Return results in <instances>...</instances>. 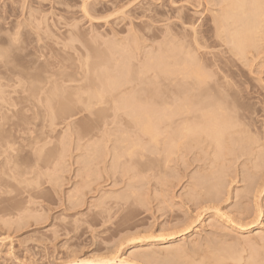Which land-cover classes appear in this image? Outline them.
<instances>
[{
    "label": "rangeland",
    "instance_id": "rangeland-1",
    "mask_svg": "<svg viewBox=\"0 0 264 264\" xmlns=\"http://www.w3.org/2000/svg\"><path fill=\"white\" fill-rule=\"evenodd\" d=\"M229 1L137 0L127 8L133 0H88L92 19H87L84 0H0V58L6 64L0 60V264H99L96 259L105 257H116V264H173L179 254L183 264H220L218 257L224 258L221 264H250L252 255L264 264V159L259 162L264 156V15L257 33L251 31L255 44L245 43L243 53L228 38L234 26L228 31L216 24L225 5L236 7ZM121 8L129 19L113 15ZM228 9L242 16L241 9ZM131 17L137 18L134 28ZM193 22L198 39L189 41L186 25ZM170 49L181 57L179 63ZM188 54L211 76L203 94L190 87L193 101L204 97L201 108L221 104L237 113L252 148L246 138V147H235L232 158L225 143L223 151L210 140L196 143L205 139L201 136L188 145L171 141L164 151L165 145L144 136L127 112L113 109L109 95L95 110L107 113L105 119L72 117L77 103L95 100L93 86L104 79L101 73L110 70L107 76L118 72L121 78L127 66L132 79L142 65L153 66L135 83L156 102L172 92L190 95L185 88L193 79L178 87L184 74H170L167 81L173 64H182V58L189 63ZM14 66L28 77L3 78L8 72L12 76ZM175 76L177 83L170 82ZM46 79L53 85H45ZM60 84L71 100L60 88L52 94Z\"/></svg>",
    "mask_w": 264,
    "mask_h": 264
},
{
    "label": "bare ground",
    "instance_id": "bare-ground-1",
    "mask_svg": "<svg viewBox=\"0 0 264 264\" xmlns=\"http://www.w3.org/2000/svg\"><path fill=\"white\" fill-rule=\"evenodd\" d=\"M227 1H229V0H225V3L227 2ZM263 0H230L229 1V4L231 3V5H236V7L235 8H232V7H230L229 8V5H228V7H226L227 5H225V8H229V9H232V10H234V9H241L242 10V12H240V13H242V16L241 17H239V15L237 16L236 14H237V12H235L234 11V14H233V11H229V13H227L228 11H227V9H226V11L225 12H222L223 13V15H222V20H220V21H217V23L216 24H219V26H218V28L220 27V29L222 30V27H224V28H229V27H232V26H234V27H232V28H234V30L231 28H229V30H231V32L228 30V28H227V30L229 31V33L231 34V36L228 34V31H227V34L229 35L228 36V38H230L231 39V37H232V39L230 40V42H232V44L236 47V48H238V50H241L242 52L243 51H245L246 49H247V45L245 44V43H247L248 44V42L250 43V44H248V45H254L255 43H253L254 42V38H253V36L255 35V33H257L256 31H254V30H257L258 29V27L260 26V24H258V20L259 19H261L262 17H263V11H264V7H262L261 5L263 4V2H262ZM223 2H224V0H223ZM246 3H248V4H250V5H247ZM245 5H246V9H247V11H246V9H244V7H245ZM248 6H249V8H248ZM224 8V9H225ZM228 9V10H229ZM238 9V10H239ZM245 10V11H244ZM249 10V11H248ZM222 11H223V9H222ZM226 13V14H225ZM238 13H239V11H238ZM230 16H229V15ZM225 15H228L229 17H230V19H228L227 20V18L225 19ZM234 15H236L237 16V18H238V20H237V18L235 17V22H234V20H233V23H232V19H234ZM231 16H233V17H231ZM244 16V17H243ZM262 16V17H261ZM221 18V17H220ZM244 18V19H243ZM229 20L231 21V23L233 24V25H231V26H229L228 24H229ZM238 21V22H237ZM261 21V20H260ZM227 22H228V24H227ZM240 22V23H239ZM230 23V24H231ZM236 23V24H235ZM239 23V24H238ZM225 24V25H224ZM257 25H258V27H257ZM261 27V26H260ZM259 27V28H260ZM259 30V29H258ZM225 31V33H226V29L224 30ZM223 31V32H224ZM232 31H234V32H232ZM254 33V35L253 36H251V34H252V32ZM226 34V35H227ZM235 36V37H234ZM238 36V37H237ZM235 38V39H234ZM237 38V39H236ZM251 38H253L252 40H253V42H252V40H251ZM256 40V39H255ZM6 43V42H5ZM3 44V43H2ZM231 44V45H232ZM5 45V44H4ZM244 45H246L245 47H244ZM233 46V47H234ZM235 48V49H236ZM245 50H244V49ZM7 49V48H6ZM5 49V50H6ZM124 49V48H123ZM238 50H237V52H238ZM9 51V50H8ZM174 51V50H173ZM173 51H171V49H170V52H172L173 53ZM241 51H239V52H241ZM7 52V51H6ZM241 52V53H242ZM246 52V51H245ZM245 52H243V53H245ZM2 53V52H1ZM11 53V52H10ZM173 54H175L176 55V52L175 53H173ZM175 55H173V56H171V55H169V56H171V58L174 60V61H177L178 63L180 62L179 61V57L180 56H177V55H179V54H177L176 56ZM189 56H190V60H189V63L188 62H185L186 61V58H185V60H183V58L181 59V61H183L182 62V64H179L178 66H177V62L175 63L176 64V66H174L175 64H173L172 66H173V70H174V67H176L177 69L179 68V70H172L171 71V69H172V67H171V65H170V71H168V79H167V81H169V79H170V74L173 76V75H176L177 76V78H179V74H184V76H182V78L180 77L179 78V80H178V83L179 82H181V85H182V82L184 83H190V81H193L194 80V84L192 85V83H190L191 85L190 86H188L189 88H185V87H183V88H185L186 89V91H188V93L190 94V92H189V89H190V87H191V89H192V87L194 86V89L193 90H198L199 92V94H200V92L203 90V91H205L206 90V86H207V84L209 83L207 80V76H208V74H205V72H204V68H203V71L202 72H204V74L203 73H201V70H200V68H201V65L199 64V66H200V68H199V66H198V63L196 62V58L194 59V60H192L193 58L191 57V55L190 54H188ZM4 56H5V54H4ZM113 56H114V54H113ZM161 56V55H160ZM169 56L167 57V58H165V59H168V61H169ZM193 56V55H192ZM154 57V56H153ZM194 57V56H193ZM3 57L1 56V58H0V60L2 59ZM6 59H8L7 57H5ZM15 58V57H14ZM21 59H22V57H20ZM88 58V57H87ZM87 58H86V62L88 63V60H87ZM157 58V57H156ZM170 58V59H171ZM181 58V57H180ZM10 59V58H9ZM128 59H130V57L128 58ZM153 58H150V60H152ZM164 59V60H165ZM3 60H4V58H3ZM18 60H19V58H18ZM119 60V59H118ZM162 60H163V58H162ZM191 60L192 61H194V64H195V62L197 63V65L195 64V67L193 66H191L193 63H191ZM2 61V60H1ZM12 61H13V58H12ZM85 61V60H84ZM160 61V60H159ZM159 61H158V63H159ZM167 61V62H168ZM85 62V64H87ZM116 62H117V60H116ZM121 62V61H120ZM129 62V61H128ZM10 63H11V59H10ZM29 63V62H28ZM149 63V62H148ZM1 64L3 65V66H5L6 64L5 63H3V61L1 62ZM5 64V65H4ZM7 64H9V63H7ZM147 64V63H146ZM142 65L141 66V69H139V71L137 72V75H138V77L137 78H129V75H130V72L132 71V69L129 67V66H127V69L125 68V70H126V74L125 75H123V77H121V78H118L117 77V75H118V72H117V74L115 75V73H113L114 75H115V77L113 78V77H109V76H107L108 75V73H109V75H110V70L108 71V70H106L107 71V75H106V71H105V75L106 76H104V74H100V76H101V78H102V76H103V78L104 79H101V81L99 80V82H98V78H97V82L98 83H95V85L93 86V91H94V93L92 92V94H93V96H94V98H95V100H93L94 102L96 101V102H99L100 101V99L101 98H103V101L105 100V98L106 97H108L107 95H109V98H111V101H112V103H113V109L115 110V111H122V112H124V113H126L130 118H131V120H132V122H133V124H134V126L136 127V128H138L139 130H141L142 132L141 133H143L144 134V136L146 135V136H148V138H149V140H151V142H153L155 145H161V144H159V143H163L162 144V146L163 145H165L162 149L164 150V151H168V150H170L171 148V146H172V144H171V141H178L179 143L181 142V143H185V144H189V143H187V142H194V140H195V142H196V140H197V138L199 139V137H200V139H201V136H204L205 137V139H201V141L199 142V141H197L196 143H204V142H206L207 140L209 141H211V142H213L214 144L213 145H216V149H217V147H218V150H220V151H223V146H224V143H225V146L227 147V150H228V152L227 153H225V154H228L229 153V155H231L232 156V154H234V151H235V149H242V148H244V146L245 145H247V144H249L248 146L249 147H247V148H252V147H250L251 146V140L252 139H250V137L248 136L249 134H247V135H245V133H244V131H247L245 128L244 129H242L241 130V126L242 127H244L243 126V124H241V122H239L240 120H238V118H239V116H237V113H232V112H230V111H228L227 110V107H225L224 108V106H223V108H222V106H221V104H219V105H215L214 106V108H212L211 107V110H208L209 108H208V106H207V108L206 109H204V107L203 108H201L202 106H200V102H201V100H202V102L203 103H205L203 100H204V97L202 98L201 96V100L198 102V101H196V103L194 102L195 100H197L196 98H195V95H194V93H192L191 92V94L190 95H186V93H185V95H186V97L185 96H181V94H183L182 93V91H181V94H178L177 92H172L171 94H169V95H167V96H165L164 98H161V100L159 101V100H157L158 102H156L155 101V105L154 106H146V105H143V104H141V103H139L138 102V100H140V99H147V100H152L153 98H150V96H146L145 95V93L143 92H139V90H137V86H136V81H138V78L139 77H141L142 75H144V74H146L145 76H147V74L149 73V72H152V69L151 68H149L148 67V64L147 65ZM150 64H152V63H150ZM29 65V64H28ZM130 65V64H129ZM164 67H165V64H162ZM161 65V66H162ZM85 66V65H84ZM132 66V65H131ZM168 66V65H167ZM10 67V66H9ZM104 67V66H103ZM12 68V67H11ZM17 68V67H16ZM87 68V67H86ZM201 68V69H202ZM6 69V68H5ZM151 69V70H150ZM166 69V68H165ZM101 70V69H100ZM118 70V69H117ZM147 70V71H146ZM154 70V69H153ZM11 71V73H12V76L10 75V73L8 72V71H6V72H8V74H6V73H4L3 74V72H2V74L4 75L3 76V78H11V77H16V76H23V77H28V75L27 74H25V73H22V72H18V70L17 69H15V66L13 67V69H11L10 70ZM120 71V70H119ZM101 72H103L102 70H101ZM113 72V71H112ZM88 73V72H87ZM122 74H123V72H122ZM165 74H166V72H165ZM167 74H166V76H167ZM112 75V74H111ZM153 75H154V71H153ZM156 75V74H155ZM154 75V76H155ZM160 75H162V71H161V73H160ZM159 75V76H160ZM207 75V76H206ZM148 76H149V74H148ZM153 76V77H154ZM165 75H163V77H166ZM176 76L175 77H173V79L171 78V80H170V82L173 80V82H174V80H175V78H176ZM51 77H52V75H51ZM120 77V76H119ZM133 77V76H132ZM157 77H158V74H157ZM157 77H154L155 79L157 78ZM1 78V77H0ZM17 78V77H16ZM21 78V77H20ZM176 78V79H177ZM12 79H15V78H12ZM28 79V78H27ZM33 79V78H32ZM191 79V80H190ZM193 79V80H192ZM30 80V79H29ZM157 80L158 79H156L155 81L157 82ZM164 80V79H163ZM190 80V81H189ZM35 81V80H34ZM52 80H49V79H46V81L44 82L45 83V85H50V84H52L53 82H51ZM75 81V80H74ZM165 81H166V79H165ZM139 82V81H138ZM150 82H152V81H150ZM176 83H177V81H175ZM174 82V83H175ZM153 83V82H152ZM178 83H177V87L178 86H180V83H179V85H178ZM185 83H184V86H187L188 84H186L185 85ZM173 84V83H172ZM53 85V84H52ZM183 86V85H182ZM181 86V87H182ZM209 86V85H208ZM40 87V86H39ZM84 86L83 85H80L79 86V88H83ZM195 87H197V89H195ZM214 87V86H213ZM56 88H60V89H58L59 90V92H61V93H64L66 90H65V86L63 85V84H60L59 85V87L58 86H55L54 87V90L56 89ZM210 88V87H209ZM43 89H44V87H43ZM77 89V88H76ZM213 89V88H212ZM40 90H41V87H40ZM58 90L55 92H52V89H50V91L52 92V94H54V93H58ZM201 90V91H200ZM45 91H46V89H45ZM44 91V92H45ZM157 91L159 92V90L157 89ZM185 91V92H186ZM208 91V90H207ZM42 93H43V90L41 91ZM147 92V91H146ZM61 93H59V94H61ZM66 93V92H65ZM65 93L63 94V95H65ZM68 93V92H67ZM70 93V92H69ZM80 93V92H79ZM81 93H84V92H81ZM160 93H162L161 91H160ZM197 93V92H196ZM202 93V92H201ZM204 93V92H203ZM202 93V94H203ZM49 94V93H48ZM194 96H193V95ZM211 94V93H210ZM37 95V94H36ZM56 95V94H55ZM76 95V94H75ZM78 95V94H77ZM106 95V96H105ZM184 95V94H183ZM193 96V98L195 99L194 101H193V98H192V96ZM205 95V94H204ZM32 96V95H31ZM66 97L68 96L69 97V95H65ZM71 96H72V94H71ZM187 96H189L188 98V100L186 99L187 98ZM197 96H199V95H197ZM212 96V95H211ZM214 96V95H213ZM212 96V97H213ZM65 97V98H66ZM67 97V98H68ZM77 97V96H76ZM81 97H83V96H81ZM81 97L79 98V99H81ZM182 97V98H181ZM216 97V96H215ZM217 97H218V95H217ZM98 98V99H97ZM214 98V97H213ZM221 98V97H220ZM73 99V98H72ZM77 99H78V97H77ZM77 99H76V101H77ZM93 99V98H92ZM97 99V100H96ZM108 99V98H107ZM200 98H198V100H199ZM222 99V98H221ZM68 100H71V98L69 97V99ZM154 100V99H153ZM222 100H224V97H223V99ZM65 101H67V100H65ZM86 101H88V100H86ZM90 101V100H89ZM205 101H207V102H209L208 101V99L207 100H205ZM220 101V100H219ZM233 101V100H232ZM63 102H64V100H63ZM78 102H79V100H78ZM226 102H228V101H226ZM67 103V102H66ZM219 103V102H218ZM217 103V104H218ZM234 103V102H233ZM210 104V103H209ZM224 104H225V102H224ZM229 104H230V102H229ZM232 104V103H231ZM72 105V104H71ZM211 105H213V104H211ZM64 106H65V104H64ZM67 106H68V104H67ZM196 106H199L198 108L199 109H201V110H199V109H197V107ZM233 106H235L234 104H233ZM67 108V107H66ZM235 108H237V106L235 107ZM70 109H71V106H70ZM202 109H204L205 111H202ZM233 110V109H232ZM237 110V109H236ZM228 112H230V114H228ZM244 133V134H243ZM248 133V132H247ZM142 134V135H143ZM244 136H246V137H244ZM246 138H248V139H250V142L249 143H247V144H245L248 140L246 139ZM202 140H204L203 142H202ZM161 141V142H160ZM150 142V143H151ZM141 143V142H140ZM251 143V144H250ZM142 144V143H141ZM184 144V146H183V148L186 146ZM143 145V144H142ZM193 145V144H192ZM197 145V144H196ZM204 145V144H203ZM202 145V146H203ZM210 145H212V143L210 144ZM244 145V146H243ZM147 147L146 145H143V147ZM178 146V145H177ZM176 146V147H177ZM209 146V145H208ZM243 146V147H242ZM175 147V148H176ZM188 147V146H187ZM212 147V146H211ZM215 147V146H214ZM235 147H237V148H235ZM242 147V148H241ZM246 147V146H245ZM165 148V149H164ZM209 148H210V146H209ZM141 149H142V147H141ZM174 149V148H173ZM207 149V148H206ZM222 149V150H221ZM226 149V148H225ZM183 150V149H182ZM213 150V149H212ZM243 150H245V149H243ZM242 150V151H243ZM249 150V149H248ZM206 151V150H205ZM214 151H215V149H214ZM170 153H171V151H169ZM172 152H174V151H172ZM216 152V151H215ZM219 151H217V153H218ZM226 152V151H225ZM237 152V151H236ZM236 152H235V156H236ZM238 152H241V151H238ZM244 152V151H243ZM169 153V154H170ZM222 153V152H221ZM220 152H219V154L222 156V154H221ZM248 153V152H247ZM172 154H174V153H172ZM171 154V155H172ZM215 154V153H214ZM219 154H217V155H215V159H216V157L217 156H220ZM227 156V155H225V157H230L231 158V156ZM238 155V154H237ZM235 156H232V158L233 157H235ZM240 157V155H238V157H236V159L237 158H239ZM243 157V156H242ZM219 158V159H218ZM217 159L218 160H220V157H218ZM229 159V158H228ZM228 159H226V161L228 160ZM263 159H264V156L262 157V159H260V161L259 162H261V164L264 162L263 161ZM231 160H233V159H230L229 160V162H231ZM235 160V159H234ZM233 160V161H234ZM263 162H262V161ZM222 161V160H221ZM216 162H217V160H216ZM232 163V162H231ZM217 164H219L218 162H217ZM260 164V163H259ZM260 164V165H261ZM259 165V166H260ZM263 165V164H262ZM220 166H221V164H220ZM220 168H222V166L220 167ZM221 170V169H220ZM216 172H219V171H216ZM215 173V172H214ZM248 173H249V171H248ZM215 176V175H214ZM214 176H213V178H214ZM217 181H218V177L217 178H215ZM213 180V179H212ZM219 182H220V179H219ZM218 182V183H219ZM213 185V184H212ZM217 186V185H216ZM216 189V188H215ZM218 189H220V188H218ZM262 236V235H261ZM261 239H264V238H262L261 237ZM264 241V240H263ZM249 243V242H248ZM256 243V242H255ZM262 245V244H261ZM253 246H255V245H252V247ZM251 247V246H250ZM254 248H256V247H254ZM253 248V249H254ZM171 250V249H170ZM174 250V249H173ZM257 251H258V249H256ZM262 250H263V248H262ZM144 251H145V249H144ZM252 251H255V249L254 250H252ZM139 252V251H138ZM220 252V251H219ZM224 252V251H223ZM245 252V251H244ZM149 253V252H148ZM174 253V252H173ZM181 253H182V250H181ZM214 253H216V252H214ZM224 253H227V252H224ZM241 254H242V252H240ZM239 253V254H240ZM217 254H219L218 252H217ZM235 254V253H234ZM234 254L232 253V257H229V255H228V257L230 258V259H232V258H235V256H234ZM237 254V253H236ZM238 254V255H239ZM257 254H259V253H257L256 252V254H255V256H257ZM144 255V254H143ZM180 255V254H179ZM176 256V258L178 257L179 258V260H181L180 259V256ZM214 255V254H213ZM226 255V254H225ZM250 255V254H249ZM252 255V254H251ZM140 256V255H139ZM146 256V255H145ZM212 256V255H211ZM219 256H220V254H219ZM231 256V255H230ZM234 256V257H233ZM241 256V255H240ZM205 257V256H204ZM217 257V256H216ZM227 257V256H226ZM250 258V264H255L256 263V258L252 255V256H249ZM255 258V261H253L254 260V258ZM262 257V256H261ZM106 258V257H105ZM101 259L100 261H98L99 260V258L98 259H96V261H97V263H99V264H109V262H112V261H115V259H117L116 257H115V259H113V257H112V259L111 260H106V259ZM181 258H183L184 260H185V256L184 257H181ZM189 257H187V259H188ZM222 258V259H221ZM237 258V257H236ZM242 258V257H241ZM244 258V257H243ZM260 258V257H259ZM144 259V258H143ZM148 259V258H147ZM168 259V258H167ZM211 259V258H210ZM215 259V258H214ZM217 260L215 261V263H217V261L219 260V259H221V260H219V262H220V264H221V262L222 261H224L223 259V257H218V258H216ZM226 259V258H225ZM230 259H227V260H230ZM238 259V258H237ZM248 259V258H247ZM106 260V261H105ZM121 260V259H120ZM119 260V261H120ZM169 260V259H168ZM172 260H174V263L173 264H176L175 263V261H178V263H179V260H175L174 258L172 259ZM171 260V261H172ZM209 260V259H208ZM234 260V259H233ZM186 261V260H185ZM189 261H190V259H189ZM211 261V260H210ZM209 261V262H210ZM212 261H213V258H212ZM236 261V260H235ZM259 261V260H258ZM262 261V260H261ZM148 262V261H147ZM183 262V261H182ZM187 262V261H186ZM185 262V264H187ZM240 262V261H239ZM252 262V263H251ZM255 262V263H254ZM121 263L122 264H131V263H129L128 262V260L127 261H123V260H121ZM120 263V264H121ZM184 263V262H183ZM183 263H179V264H183ZM192 264H193V262H191ZM190 263V264H191ZM202 263V262H201ZM208 263V262H207ZM206 263V264H207ZM228 263V262H227ZM235 263V262H234ZM263 263H264V261H263ZM133 264V263H132ZM212 264H213V262H212ZM219 264V263H218ZM223 264H225V262L223 263ZM248 264H249V262H248ZM256 264H258V263H256Z\"/></svg>",
    "mask_w": 264,
    "mask_h": 264
},
{
    "label": "snow or ice",
    "instance_id": "snow-or-ice-1",
    "mask_svg": "<svg viewBox=\"0 0 264 264\" xmlns=\"http://www.w3.org/2000/svg\"><path fill=\"white\" fill-rule=\"evenodd\" d=\"M136 4H137V0H133L132 3H129L127 5V8H132ZM261 6L264 7V4H262ZM173 7L179 8V5L173 3ZM82 8L84 10V16L87 19H92V17L89 15L91 8H90L88 0H84ZM150 10H151V5H149L148 8L145 9V16L142 19H147L148 13L150 12ZM126 13H127V9L121 8V10L119 12L113 13V15L114 16H123L127 20V19H129V16ZM111 18H112L111 16L105 17V19H111ZM136 19H137L136 17H131L132 23L130 25V28L135 27ZM186 28L188 29L187 30V38L189 41H195L196 39H198V37L196 35L197 31H198V25H196L195 22H193L192 25H190V26L186 25ZM192 46H193V48H196V49L199 48V45L197 43H193ZM206 78L211 79L210 74ZM138 102L143 104V105H146V106H154L155 105V100L140 99V100H138ZM103 106H104L103 98H101L99 102L90 101L89 103H77L76 109H75V111H73L71 113V115L74 119L83 115L85 117L90 118V122L95 121V120H103L107 117L108 114L104 113V112H96L95 111L97 108H101ZM144 151L146 152L147 150L145 149ZM109 264H116V262L112 261V262H109Z\"/></svg>",
    "mask_w": 264,
    "mask_h": 264
}]
</instances>
